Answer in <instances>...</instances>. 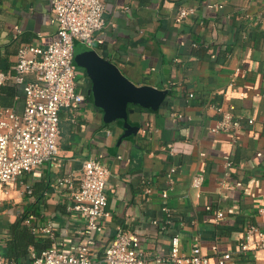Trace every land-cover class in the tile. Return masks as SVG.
Here are the masks:
<instances>
[{"label":"crops","instance_id":"obj_1","mask_svg":"<svg viewBox=\"0 0 264 264\" xmlns=\"http://www.w3.org/2000/svg\"><path fill=\"white\" fill-rule=\"evenodd\" d=\"M104 2L106 24L93 47L135 84L169 85L168 95L157 111L135 108L129 120L139 130L122 140L123 124L104 126L102 111L89 101L63 109L58 162L45 163L26 174L8 187V193L0 187L4 224L15 221L21 210L35 202L42 220L54 222L59 247L69 251L80 241L85 220L67 210L70 191L57 181L71 176L78 183L83 161L99 156L110 168L107 208L111 216L94 237L96 259L102 258L120 228H128L140 237L151 264H174L154 260L169 255L171 239L177 234L185 253L198 236L210 264H219L220 255L226 252L231 258L225 264H264V250L255 255L239 250L248 223L264 228L258 215L264 204V0ZM190 6L196 12L180 19L179 10ZM56 37L51 0H0L2 70H13L22 44L45 47ZM190 92L194 97L187 103ZM22 93L9 82L2 100L21 110ZM207 103L232 107L236 115L255 120L243 122L233 142L230 133L211 130L220 113ZM176 113L184 116L179 118ZM227 153L233 160L229 178L236 185L233 189L220 184ZM173 164L178 168L176 186L167 200L168 216L162 209L161 191L167 187L166 174ZM198 172L204 174L205 182L194 188L191 181ZM43 179L49 181L48 187L43 198L35 200L24 186L30 184L34 189ZM144 179L152 186L151 193L146 192ZM217 210L223 211L219 220Z\"/></svg>","mask_w":264,"mask_h":264},{"label":"built area","instance_id":"obj_2","mask_svg":"<svg viewBox=\"0 0 264 264\" xmlns=\"http://www.w3.org/2000/svg\"><path fill=\"white\" fill-rule=\"evenodd\" d=\"M220 7L222 5H219ZM51 11L57 22V37L47 46L37 43H24L17 52L12 71L0 68V187L8 193V187L22 181V178L45 163L56 164L59 160L61 141V111L71 109L85 101L82 89V76L74 63V50L77 42L93 46L97 34L104 28L106 4L104 0H51ZM194 6L182 7L178 17L185 18L194 14ZM196 48L197 42L192 43ZM33 75V80H27ZM19 86L24 97L21 110L2 103L3 88L8 83ZM165 88H169L166 85ZM194 97L190 92L186 102ZM220 113L212 131L214 133H230L236 142L243 122L252 124L254 117L245 118L236 115L232 109L217 103H207ZM182 118L184 114H174ZM174 151V148H173ZM232 156L227 153L223 157V175L221 186L235 188L229 181ZM178 166L173 164L167 171V187L161 191L165 206L162 208L170 215L167 200L169 193L175 188V176ZM110 168L99 156H90L83 161L78 183L71 176L58 179L59 186L70 191L69 212L81 215L85 225L81 229L80 241L69 251L59 247L56 242V231L52 220L43 221L40 215L30 212L24 217V223L38 236L53 239L51 247L36 256L31 247L32 264H151L141 247L140 237L131 229L120 228L104 249L100 260L94 256V237L105 228L111 212L108 210L107 183ZM205 176L198 172L192 178L194 188H200ZM146 192H152V186L145 179ZM148 184V185H147ZM24 191L33 193L30 184H25ZM264 202V186L262 189ZM0 199V205H1ZM21 210L20 215L23 214ZM258 215L264 222V204L258 209ZM223 216L222 210L215 212L216 220ZM152 222L160 225L159 220ZM169 223L170 220H167ZM165 228V226H163ZM0 233V264H16L8 260L2 253ZM239 250L243 253L256 254L264 250V228L248 223L239 242ZM231 253L220 255L219 264H225ZM156 263L172 261L174 264H210V258L202 250L200 238L194 237L190 252H182L180 236L171 239V250L167 257H157Z\"/></svg>","mask_w":264,"mask_h":264},{"label":"water","instance_id":"obj_3","mask_svg":"<svg viewBox=\"0 0 264 264\" xmlns=\"http://www.w3.org/2000/svg\"><path fill=\"white\" fill-rule=\"evenodd\" d=\"M74 63L87 75L90 82L87 95L102 111L103 121L107 124L123 121L120 140L139 130V125H133L129 120V115L135 112V108L129 109V105L157 111L169 92L167 88L135 84L115 63L82 42L75 45Z\"/></svg>","mask_w":264,"mask_h":264},{"label":"trees","instance_id":"obj_4","mask_svg":"<svg viewBox=\"0 0 264 264\" xmlns=\"http://www.w3.org/2000/svg\"><path fill=\"white\" fill-rule=\"evenodd\" d=\"M86 101H89L92 105L93 103L89 100V96L86 95ZM3 105L8 106V104L2 100ZM130 108H137L142 110H147L145 108L129 105ZM118 124L122 125L123 121L118 120ZM116 122V123H117ZM104 126H110L111 124H107L103 122ZM49 181L47 179H43L41 181H37L35 185H33V197L36 199L43 198V192L48 187ZM35 202L30 203L23 214L20 215L15 221L4 224L2 226L0 222V233L2 234V229L6 228L5 237L2 238V253L4 257L8 260L14 261L16 264H32L31 250L33 248L36 256L41 255L43 251L51 247L53 239L46 236H38L36 235L31 228L24 223V217L26 214L33 212L37 213L34 208ZM65 208L62 209V212H65ZM39 215V214H38ZM103 256V255H102Z\"/></svg>","mask_w":264,"mask_h":264},{"label":"flooded vegetation","instance_id":"obj_5","mask_svg":"<svg viewBox=\"0 0 264 264\" xmlns=\"http://www.w3.org/2000/svg\"><path fill=\"white\" fill-rule=\"evenodd\" d=\"M89 88H90V82L88 80L87 75L85 73H83V75H82V89H83L84 94H85V100H87L86 95H87Z\"/></svg>","mask_w":264,"mask_h":264},{"label":"rangeland","instance_id":"obj_6","mask_svg":"<svg viewBox=\"0 0 264 264\" xmlns=\"http://www.w3.org/2000/svg\"><path fill=\"white\" fill-rule=\"evenodd\" d=\"M78 71L80 72L79 76H82L83 73H84L83 69L80 68V67H78ZM130 80H131V79H130ZM131 81H132V80H131ZM114 124H115V122L111 123L110 126H112V125H114ZM2 215H3V214H0V222H1L2 226H4L3 219L1 218ZM4 229H5V228L2 229V232H3V233H6V231H5V232L3 231Z\"/></svg>","mask_w":264,"mask_h":264}]
</instances>
